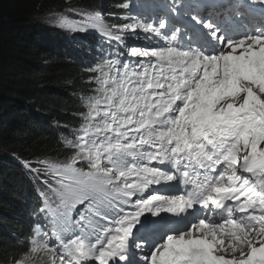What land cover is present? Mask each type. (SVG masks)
I'll return each instance as SVG.
<instances>
[{
    "label": "snow or ice",
    "instance_id": "1",
    "mask_svg": "<svg viewBox=\"0 0 264 264\" xmlns=\"http://www.w3.org/2000/svg\"><path fill=\"white\" fill-rule=\"evenodd\" d=\"M120 19L56 21L110 47L66 157L25 162L48 223L11 264H264V29L229 34L183 0Z\"/></svg>",
    "mask_w": 264,
    "mask_h": 264
},
{
    "label": "trees",
    "instance_id": "2",
    "mask_svg": "<svg viewBox=\"0 0 264 264\" xmlns=\"http://www.w3.org/2000/svg\"><path fill=\"white\" fill-rule=\"evenodd\" d=\"M121 2L0 0V264L28 251L33 211L38 215L42 202L43 185L39 191L36 186L43 178L36 179L20 162L36 166L41 159L63 160L68 151L60 137L83 122L76 114L84 113L79 99L90 94H81L86 69L69 54L77 48L96 59L95 50L106 44L93 33L51 27L43 17L70 8L83 18L90 9L104 7V21L116 24L118 18L109 12Z\"/></svg>",
    "mask_w": 264,
    "mask_h": 264
},
{
    "label": "rangeland",
    "instance_id": "3",
    "mask_svg": "<svg viewBox=\"0 0 264 264\" xmlns=\"http://www.w3.org/2000/svg\"><path fill=\"white\" fill-rule=\"evenodd\" d=\"M101 1V3L100 4H104L105 2H106V0H100ZM101 7V6H100ZM101 8H104V7H101ZM101 8H95L94 10H92V11H99V12H103L102 10H101ZM141 8H142V6H141ZM106 10H107V8H105ZM65 11V13L67 12L66 10H64ZM78 12V11H77ZM77 12H73L75 15H77L76 17H75V19H78L79 17H81L80 16V14H79V12H78V14H77ZM57 13H60V11H55V13L54 14H57ZM110 14H112L114 17H116V18H118V20H119V22L118 23H116V24H120L121 22L120 21H122L120 18H121V16H119V15H117V13L114 11V10H112V12H109ZM163 14V13H162ZM162 14H156V15H152V14H149V12H146V15L145 16H139V13H138V10H137V12L136 13H133L132 15L133 16H137L138 18H144V19H149V20H152V19H156V18H160V17H162L163 15ZM52 15H47V16H45V17H43V23H54L53 22V19H52ZM104 17V16H103ZM83 21V18H80L79 20H77L76 22H78V23H81ZM124 21H122V23H123ZM51 25V24H50ZM52 26V25H51ZM53 27V26H52ZM56 27H58V26H56ZM82 27H83V30H80V31H93V32H95V33H97V34H100V33H98L95 29H92V28H89V27H87L86 25L84 26V25H82ZM101 35V34H100ZM102 36V35H101ZM130 43H134V44H141V45H143V43H140L139 41H130ZM262 147H264V145H262ZM246 153H244V152H241V153H239L238 154V156H241V157H243V155H245ZM25 253H21V256H23ZM230 258V257H229Z\"/></svg>",
    "mask_w": 264,
    "mask_h": 264
},
{
    "label": "bare ground",
    "instance_id": "4",
    "mask_svg": "<svg viewBox=\"0 0 264 264\" xmlns=\"http://www.w3.org/2000/svg\"><path fill=\"white\" fill-rule=\"evenodd\" d=\"M122 3H128L129 4V8H127V9H125V8H119V7H117V9L116 10H114L115 12L116 11H118V12H116L117 13V15H119V16H121V17H124V16H128V15H132L133 13H136L137 12V10H138V13H139V16H145L146 15V12H149V10L148 9H146L145 7H144V5H140V3H139V1L138 0H122V2L120 3V4H122ZM119 4V5H120ZM141 6H142V8H141ZM91 8H94V6L93 7H91ZM158 8V10H161V9H164V10H166L167 11V8L166 7H157ZM160 8V9H159ZM157 12V11H156ZM160 12V11H159ZM158 13V12H157ZM161 13H163L162 11H161ZM78 14V13H77ZM164 14V13H163ZM133 16V15H132ZM228 20H230V18H227ZM226 19V20H227ZM56 27V26H55ZM57 28H60V29H62L63 31H69L67 28H63V27H57ZM80 31V30H79ZM140 43H143V42H141V41H139ZM106 55H107V52H106ZM42 178H43V176H42ZM43 185V183L42 184H38L37 186H36V188H37V190L39 191L40 189H41V186ZM153 187H157V185L156 186H153ZM157 188H159V187H157ZM80 207H83L82 205L80 206Z\"/></svg>",
    "mask_w": 264,
    "mask_h": 264
}]
</instances>
